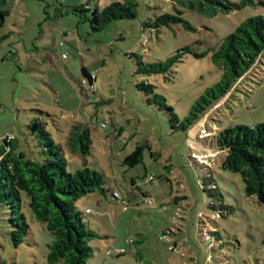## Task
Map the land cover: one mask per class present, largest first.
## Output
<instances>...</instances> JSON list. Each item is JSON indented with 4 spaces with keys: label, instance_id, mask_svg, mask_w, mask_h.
Returning a JSON list of instances; mask_svg holds the SVG:
<instances>
[{
    "label": "rangeland",
    "instance_id": "rangeland-1",
    "mask_svg": "<svg viewBox=\"0 0 264 264\" xmlns=\"http://www.w3.org/2000/svg\"><path fill=\"white\" fill-rule=\"evenodd\" d=\"M115 1L6 0L1 8L9 14L0 28V145L16 138L37 151L39 138L28 126L41 119L64 147L69 171L88 166L104 176L106 193L96 191L78 202L89 227L110 236L99 240L88 264H264V204L246 195L240 173L222 168L224 152L215 142L226 128L264 122V56L186 130L175 127L170 114L150 105L137 87L141 81L153 83L183 121L221 79L213 50L244 20L264 17V0H247L241 10L212 17L184 10L195 30L182 23L145 27L162 13H176L168 0H136V18L112 21L101 31L74 12L86 4L103 10ZM187 46L207 54L186 53L165 74L136 72L138 60L166 61ZM84 69L95 76L93 84ZM75 126L91 132L88 154L77 150ZM140 146L144 159L131 167L124 160ZM113 190L131 200L126 209L107 201ZM136 194H149L154 202L138 204ZM91 195L110 207L112 227L87 213L99 207L98 198L86 206ZM24 211L32 230L15 246L9 208L0 204V264H48L53 236L36 219L27 196ZM166 229L172 233L164 235ZM117 240L127 252L108 256Z\"/></svg>",
    "mask_w": 264,
    "mask_h": 264
},
{
    "label": "trees",
    "instance_id": "trees-1",
    "mask_svg": "<svg viewBox=\"0 0 264 264\" xmlns=\"http://www.w3.org/2000/svg\"><path fill=\"white\" fill-rule=\"evenodd\" d=\"M168 1L175 7L176 13H162L146 21L145 27L160 29L163 26L170 27L182 23L185 29L195 30L194 26L184 18V10L197 11L212 17L219 13L241 10L248 5L247 0L242 2ZM5 4L6 0H0V28L3 27L6 16L9 14V9L1 8ZM88 6V4L76 6L74 12L81 13L82 19L90 21L96 31L106 29L112 21L134 19L138 15L136 0H118L103 10L98 6L91 10ZM86 11H91V15H85ZM186 53H193L195 56L207 54L196 53L188 46L183 47L166 61L146 63L138 60L136 72L142 75L165 74L181 61ZM262 56H264V17H250L241 22L223 39L218 48L213 50L211 59L222 71L221 79L201 95L193 105L189 116L183 121L168 104L166 97L156 92V86L153 83L141 81L137 87L147 95L150 105L158 104L170 114L175 127L186 130L214 101L225 97L245 75L255 68ZM84 73L93 84L95 76L86 69ZM46 125L45 121L36 119L28 126L32 134L39 138L37 151L23 148L16 138L7 137L4 144L0 145V204L7 205L9 208L10 220L14 228L11 231V239L15 246L24 242L32 230L24 211V198L27 196L36 219L43 223L53 236L47 254L48 264H88V260L94 255V247L97 248L98 239L109 237L99 235L89 227L84 218L86 212L79 208L78 202L82 197L96 191L105 194L106 180L98 170L88 166L69 171L70 161L65 155V149L61 143L56 142ZM74 129L72 135L76 136L74 139L78 143L77 150L82 154H88L92 146L90 130L81 126H75ZM215 142L219 150L224 152L222 168L240 173L246 195L255 197L260 204H264V122L255 126L239 124L226 128L215 138ZM146 145L149 146L148 143ZM143 159V147L140 146L127 155L124 161L132 167ZM148 177L152 181L156 175L149 174ZM132 183L133 187H137L135 179ZM115 192L118 191H113L111 198L106 195L107 201H116L123 204L126 209L131 200L126 199L119 192L117 197L114 195ZM143 195V198L136 196L138 204L140 199L147 203L154 202L149 194ZM87 213H90L89 210ZM171 233V230H164V235ZM94 240L95 243L92 245ZM134 242L130 238L129 243L134 244ZM121 249H124V252H119ZM114 250L117 251L115 254H108V251ZM126 252L125 248L110 247L107 255L122 256Z\"/></svg>",
    "mask_w": 264,
    "mask_h": 264
},
{
    "label": "crops",
    "instance_id": "crops-1",
    "mask_svg": "<svg viewBox=\"0 0 264 264\" xmlns=\"http://www.w3.org/2000/svg\"><path fill=\"white\" fill-rule=\"evenodd\" d=\"M113 191H115V190H113ZM136 196H138V195L136 194ZM94 198H98V197H96L94 195H91L89 197V199H88V202L86 200H83L84 201L83 203L87 202V205L86 206H88V205H90L92 203V201L94 200ZM98 200H99V198H98ZM105 203H106V201H104L102 198H100V200L98 202L99 207H98L97 211L92 210L90 208H88L87 210H90V213L89 214H93L95 212L96 217H98L104 223L105 228H107V227L110 228V227L113 226L114 218H113V216H111L110 207H106V206L104 207V204ZM106 215H109L110 218H107ZM89 224L91 225V223H89ZM99 235H107V234H99ZM107 236L110 237L109 235H107ZM99 240H101V238H99L98 241L96 242V245H97L98 248L101 246ZM112 243H113V241H109V244H112ZM114 247L124 248V246H121L120 245V242H118V240L115 242V246Z\"/></svg>",
    "mask_w": 264,
    "mask_h": 264
},
{
    "label": "built area",
    "instance_id": "built-area-1",
    "mask_svg": "<svg viewBox=\"0 0 264 264\" xmlns=\"http://www.w3.org/2000/svg\"><path fill=\"white\" fill-rule=\"evenodd\" d=\"M63 57H65V54L63 55ZM105 126H106V124H102V127H105ZM114 195L118 197L119 196V193L118 192H115ZM89 212H90V210H89ZM116 252H117L116 250H114V251H108V254H111V253H114L115 254ZM119 252H124V249L119 250Z\"/></svg>",
    "mask_w": 264,
    "mask_h": 264
}]
</instances>
